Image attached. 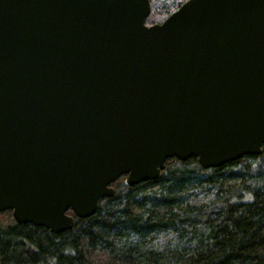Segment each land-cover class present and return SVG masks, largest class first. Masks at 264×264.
Wrapping results in <instances>:
<instances>
[{"label":"water","instance_id":"95a60500","mask_svg":"<svg viewBox=\"0 0 264 264\" xmlns=\"http://www.w3.org/2000/svg\"><path fill=\"white\" fill-rule=\"evenodd\" d=\"M150 10L0 0V212L61 233L122 175L263 153L264 0H187L147 25Z\"/></svg>","mask_w":264,"mask_h":264},{"label":"trees","instance_id":"16d2710c","mask_svg":"<svg viewBox=\"0 0 264 264\" xmlns=\"http://www.w3.org/2000/svg\"><path fill=\"white\" fill-rule=\"evenodd\" d=\"M185 1L151 0L146 23ZM125 177L61 233L0 212V264H264V145L217 168L172 157L156 180Z\"/></svg>","mask_w":264,"mask_h":264},{"label":"flooded vegetation","instance_id":"af4514ba","mask_svg":"<svg viewBox=\"0 0 264 264\" xmlns=\"http://www.w3.org/2000/svg\"><path fill=\"white\" fill-rule=\"evenodd\" d=\"M186 1H187V0H186ZM183 3H184V2H183ZM183 3H182V4H183ZM179 8H180V7H179ZM179 8H178V9H179ZM176 10H177V9H176ZM176 10H175V11H176ZM172 13H173V12H172ZM168 16H169V15H168Z\"/></svg>","mask_w":264,"mask_h":264}]
</instances>
